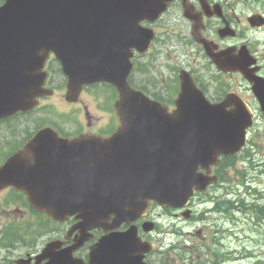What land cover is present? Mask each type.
<instances>
[{"label":"water","instance_id":"obj_1","mask_svg":"<svg viewBox=\"0 0 264 264\" xmlns=\"http://www.w3.org/2000/svg\"><path fill=\"white\" fill-rule=\"evenodd\" d=\"M4 1L0 119L33 110L39 98L51 94L42 70L53 52L67 78L66 100L76 102L85 85L110 84L119 94L115 108L121 127L108 139L67 140L51 128L40 130L0 167V191L15 187L25 192L37 210L57 221L78 213L82 232L101 227L111 214L114 227L145 216L151 201L186 206L194 189L216 180L209 174L218 158L244 146L252 125L248 107L240 102L234 108L226 102L209 105L187 73L180 76L173 112L130 87L133 50L144 53L153 38L140 23L156 21L171 0ZM214 61L223 70L232 68ZM259 90L257 85L264 112ZM143 227L150 231L153 225ZM135 238L126 244L110 240L105 249L92 251L90 264H144L142 253L150 247ZM84 242L69 248L65 260L48 264L79 263L70 254Z\"/></svg>","mask_w":264,"mask_h":264},{"label":"rangeland","instance_id":"obj_2","mask_svg":"<svg viewBox=\"0 0 264 264\" xmlns=\"http://www.w3.org/2000/svg\"><path fill=\"white\" fill-rule=\"evenodd\" d=\"M234 3L238 4L236 13L242 18L264 11V0H235ZM177 9L179 8L171 10L172 18L167 27L169 31H175L184 25L182 18L177 20ZM167 20L166 17L165 24ZM176 20L180 24H173ZM163 32L165 30L161 31ZM247 35L252 41L259 40V43H264L263 32L251 31ZM190 46L183 40L181 32L167 34L155 55L139 60L142 67L137 72L135 81L145 83L147 90L164 97V100L174 99L175 80L182 64L191 71H202L207 79H212L214 92L224 88L225 83L228 86L232 84V77H220L210 69L208 59L186 56V52L193 50ZM175 48L179 54L173 52ZM161 52L163 53L160 54ZM50 67L58 74H54L55 83L53 88L50 87L54 93L43 98L36 112L17 116L0 124L1 158L41 126H56L66 135L75 134L81 129L104 130L109 123L117 98L112 89L104 86L92 88L86 90L77 103H68L65 101V81L62 83L59 64L52 62ZM162 81H166V85L163 86L164 93L160 94ZM89 117L94 125L87 123ZM256 119V126L250 136L255 144L250 149L251 154H244L236 159L235 166L221 170L223 185L213 188L207 195H197L191 205L192 215L189 218L184 219L181 215L184 210L164 209L159 206L153 208L151 220L157 223L156 231L151 234L154 250L149 258L153 264H183L185 259L186 264H264V220L253 210L256 205L264 206V116L257 115ZM242 158L247 162H242ZM236 169L241 171L240 175ZM211 197H218L215 201L218 205L210 202ZM32 218L33 214L29 215V208L23 198L11 201L8 192L0 193V247L19 243L20 239L5 241V230ZM57 228L54 226L51 230ZM31 231L24 233L22 237L26 240L35 238L36 229ZM20 232L21 230L16 235L20 236ZM26 251L27 248H15L14 252L9 253L1 249L0 264H9L5 260L7 256L13 260Z\"/></svg>","mask_w":264,"mask_h":264},{"label":"flooded vegetation","instance_id":"obj_3","mask_svg":"<svg viewBox=\"0 0 264 264\" xmlns=\"http://www.w3.org/2000/svg\"><path fill=\"white\" fill-rule=\"evenodd\" d=\"M215 1L217 0H206L205 1L206 4L204 8L201 5L200 0H198L197 4L195 5V9H196L195 14L198 16L199 19L203 21V29L200 35L201 39L206 42L212 43L214 46H217L219 50L229 49L230 52L233 53L235 58H238L241 56L240 51H239L240 46L246 45L250 53L256 58V61H254V64L252 66H249L247 70H251L255 68L257 69V72L255 75H258L264 78V50L258 51L257 48L253 46L251 41H249L248 39H245L244 30H241L242 22L237 16L233 15L232 13H229V11L224 6H223L224 19L214 17V16L212 17L209 16L208 14H211V12H213L214 5L216 4ZM262 16L264 17V12L262 13ZM225 21L228 22L231 26H233L236 29L235 38H231V37L221 38L219 36V33H218L219 29L222 28ZM186 22L188 23V26L186 25L184 21V25L180 27L179 32H181L183 36V40L187 41L191 45L190 47L193 49V50H189L188 53H186L187 56H191V57L195 56L197 58H205L209 60V58L206 56L203 45H201V43L199 44L195 42L192 37V24H190L187 20ZM253 31L263 32L264 25L262 27L253 29ZM263 48H264V45H263ZM246 63H248V60H246ZM188 70L192 74L197 86L203 91V93L208 98V100H212L214 102L221 101L227 93L235 91L233 90L234 87L235 88L239 87L241 90H246L247 88H250L248 86L249 85L248 80L242 74L238 72L224 73V72L218 71L217 72L218 75L232 76L233 80H232V84L230 85L231 87L227 88V86H225L224 88H221V90L214 92V88L211 86L212 79L211 80L210 78L207 79L204 76L202 71L196 70L194 72V71H191L189 68ZM243 81L245 84H242ZM161 86H164V85L162 84ZM243 87H246V89ZM175 89H174V92H177L178 94V91H176ZM179 89H180V85H179ZM226 89H228V92L225 91ZM164 91L165 90L162 89V92ZM214 94L217 97H214ZM165 100L170 103L175 102L174 99H165ZM77 133L79 134L80 132H77ZM101 236L102 234L100 233L97 235V238ZM80 254L84 257L86 256L85 251H82ZM12 263L14 264V260L12 261Z\"/></svg>","mask_w":264,"mask_h":264},{"label":"trees","instance_id":"obj_4","mask_svg":"<svg viewBox=\"0 0 264 264\" xmlns=\"http://www.w3.org/2000/svg\"><path fill=\"white\" fill-rule=\"evenodd\" d=\"M234 165H235V161L233 160V158L223 159V162L221 163L220 168H219L220 175H221V170H225L226 168H228L230 166L233 167ZM238 174H239V172H238ZM253 210L258 215H261L262 217H264V209L261 208L259 205L258 206L256 205Z\"/></svg>","mask_w":264,"mask_h":264}]
</instances>
